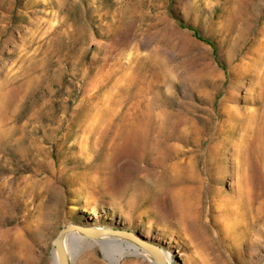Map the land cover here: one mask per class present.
<instances>
[{
  "label": "rangeland",
  "instance_id": "obj_1",
  "mask_svg": "<svg viewBox=\"0 0 264 264\" xmlns=\"http://www.w3.org/2000/svg\"><path fill=\"white\" fill-rule=\"evenodd\" d=\"M252 57L264 81V0H0V264H56L69 224L137 233L177 264H260L263 117L235 157L264 100ZM182 170L197 232L160 188ZM69 249L71 264H153Z\"/></svg>",
  "mask_w": 264,
  "mask_h": 264
},
{
  "label": "bare ground",
  "instance_id": "obj_2",
  "mask_svg": "<svg viewBox=\"0 0 264 264\" xmlns=\"http://www.w3.org/2000/svg\"><path fill=\"white\" fill-rule=\"evenodd\" d=\"M261 63H262V59L259 60V58H253L252 57L250 59V63L248 64V66L251 68L249 73L252 74V76H253V80H252L253 85L256 87L264 86V81L260 80L259 77L253 73L255 71V69L257 68V66L260 65ZM258 97H260V96L257 95V97H255V99H254L252 97V93H251V97H250V99H248V102H250L251 104H254L257 102L256 98H258ZM226 110H228V109H226ZM248 115H249L248 123L243 125L244 134L242 135V137L240 139L241 145L238 146V149H237L238 154L235 157H242L243 156V153H241L242 152L241 148L243 147L244 144H247V146H249L252 143H254L255 140L257 141L258 133L255 132L254 125L258 122V119H260L261 117L264 118V100L262 101V105L260 107L256 108L255 111L248 112ZM227 123L230 126L229 130L231 131L232 129L236 128V125H240V124L242 125L243 120L241 121V118L238 117L236 114L235 115L230 114L228 116ZM240 149H241V151H239ZM259 152H261V151L259 150ZM260 154H262L263 155L262 157H264V153H260ZM178 173L179 174H176L175 178H172V179L171 178H169V179L164 178L162 180V184H161L160 188H161V191L163 193L171 196V198L173 200L172 203H173L174 209L179 214L180 224L185 226L191 232H197V228L195 226L196 221H194L192 218H190L191 219L190 220L189 217L193 214L194 210H198V207H196V205L199 204V198H198L199 194L198 193L200 191V187H197V186L194 187V186H191L192 184L191 185L187 184V181L191 180V179H189V177L185 174L186 172H183V170L178 172ZM195 182H197V181H195ZM251 224H252V222H251ZM20 238L21 237L18 236L14 241L11 242V247L13 249L12 253L16 252L17 249L19 248V244L21 242ZM70 241H71V239H70ZM102 246H103V249L105 251L106 257L111 261V263H118L122 258H124L125 256H128V255L146 256L144 253L139 251L136 247H134L131 244L126 245V244H121L120 242H116V243H107V244H104ZM55 262H56V264H58L57 260Z\"/></svg>",
  "mask_w": 264,
  "mask_h": 264
},
{
  "label": "water",
  "instance_id": "obj_3",
  "mask_svg": "<svg viewBox=\"0 0 264 264\" xmlns=\"http://www.w3.org/2000/svg\"><path fill=\"white\" fill-rule=\"evenodd\" d=\"M70 239L71 242L82 239L92 240L99 243L102 248V245L107 243L131 244L145 255H148L153 264H177L175 257L169 254L170 252L168 253L163 247L146 240L137 233L104 226L77 224H69L60 229L53 240L54 254L58 264H71ZM260 264H264V259Z\"/></svg>",
  "mask_w": 264,
  "mask_h": 264
}]
</instances>
